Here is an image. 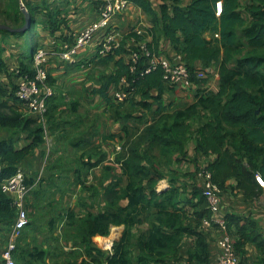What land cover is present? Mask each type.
<instances>
[{
    "label": "trees",
    "instance_id": "1",
    "mask_svg": "<svg viewBox=\"0 0 264 264\" xmlns=\"http://www.w3.org/2000/svg\"><path fill=\"white\" fill-rule=\"evenodd\" d=\"M128 1L149 14L156 27H161L172 48L183 56L189 66L190 82L199 83L207 78L196 77L195 62L201 61L206 66L219 64V88L217 92L197 93L194 103L184 109L161 113L166 87L161 68L142 74L147 66L142 58L136 71L131 72L123 59H115L125 52V42L114 55L103 58L105 63L114 62L117 71L104 78L101 89L95 93L100 94L109 105L113 102L134 103L136 96H140V106L145 110H150L152 104L159 105V116L142 130L126 124L123 126L125 142L117 154L116 163L128 183L126 187L119 188L118 180L105 191L109 210L97 215L88 213L83 217H77L70 210L68 224L76 228V237L88 256L81 264H102L104 258L105 264H175L177 261L210 264L215 258L210 253L206 237L184 226L186 213L181 206V187L177 180L172 179L168 188L158 192L159 178L152 176L151 167L157 160L155 152L163 158H170L173 153L185 157L189 122L196 117H204L197 132L196 152L212 158L206 167L212 182L223 193L227 181L235 179L237 189L246 200H254L263 193L255 176L260 174L264 179V0H251L245 7L241 0H193L186 6L178 5L179 0H169L168 5L162 6L160 16L154 11L152 0ZM220 1L223 10L218 15L217 3ZM26 8L33 25H36L34 12L40 7L26 5ZM23 18L25 21L24 14ZM48 25L51 34L55 35L66 22L64 19L56 22L51 17ZM1 32L17 37L27 34ZM28 48L29 55L23 56L26 64L22 62L12 71H9L10 65L2 57L0 48V97L18 101L16 91L20 80L34 76L32 63L39 49L37 42L33 41ZM123 79L129 85L123 89L130 94L125 102H118L109 96V90L112 85L116 86V91L122 88ZM49 81L52 83L50 77ZM2 109L0 104V134L6 128L22 126L35 136L33 143L24 149H17L13 138L0 140V223L11 226L15 222L16 208L13 199L4 191L3 183L17 174L20 163L43 144L45 138L43 127L37 121L36 126L31 128L32 123L25 122L18 113L11 116ZM48 115L49 102L47 118ZM123 118L127 121L133 117ZM192 195L197 199L193 205L199 210L196 213L198 218L212 220L213 214L200 184L195 182ZM123 200L128 201L126 206L120 205ZM224 220L228 231L234 228L238 235L234 243L237 254H245V246L255 244L261 250L264 262V236L259 224L249 217L233 214L226 215ZM144 222H149L150 227L136 238L133 229ZM120 226L124 227L123 235L114 242L106 257L101 249L94 246L93 239L108 237L113 227ZM186 234L195 235L198 239L197 251L189 252L185 257L182 241ZM26 247L21 246L19 241L16 264L21 255L24 264H46L45 249L30 251Z\"/></svg>",
    "mask_w": 264,
    "mask_h": 264
},
{
    "label": "crops",
    "instance_id": "2",
    "mask_svg": "<svg viewBox=\"0 0 264 264\" xmlns=\"http://www.w3.org/2000/svg\"><path fill=\"white\" fill-rule=\"evenodd\" d=\"M17 1H19L21 11L22 3L25 7L26 5L30 8L40 7L39 10L34 12L37 18L35 27H39L37 29L38 37L34 40L37 42L38 48H45L51 54L53 53L48 62V70L51 82L55 84L56 93L49 100V110L54 109L57 112L59 106L67 101L71 102V107L74 109L70 111V117L57 115L48 118V136L45 142L36 147L32 154L28 155L19 165V169L25 176L27 183L32 187L31 193L26 198L30 224L19 240L20 245L25 246L30 240L34 242L37 238L39 239L42 235L48 233L51 225L55 224L54 221L70 210L74 211L79 217H83L88 213L97 215L109 210L105 191L118 180L120 183L119 188L126 187L128 183L127 177L123 176L120 165L116 163L117 154L121 151L125 142L123 126L126 124L142 130L158 118L159 105L152 104L150 110L141 109L145 115L148 111L152 117H149L150 115L148 117H133L127 121L123 117H109L111 113L108 111L107 114L105 110L106 108L109 109L110 105L95 91L101 89L104 78L116 73L117 67L114 62L105 63L103 58L97 56L96 44L101 35L97 36L92 43L81 51L76 64L64 62L54 54V52L61 50L64 44H72L75 35L81 32L89 23L99 18L98 5L101 0ZM192 1L179 0L178 5L186 6ZM7 2L9 4L11 0H0V6L3 8L7 5ZM152 2L154 11L159 16L161 15L162 6L169 4V0H152ZM250 2L251 0H241L244 7ZM40 10L42 11L40 12ZM51 17L56 22L61 19L66 22V25L62 26L61 30L56 32L55 35L51 34L48 25ZM138 23L147 29L146 41L152 51L164 54L171 59L176 56L177 52L172 48L169 40L165 38L161 27H156L153 18L133 3H130L124 14L113 21V24L126 34H129L131 29ZM0 25L9 26L14 24L7 22ZM1 31L0 48L2 57L10 65L9 71H12L19 67L22 62H26L23 56L29 55V48L26 45L28 38L27 35L17 37L4 34ZM206 36L210 38L209 34ZM126 50L116 56L115 59H123L128 64L129 52ZM84 61H90L92 64L90 67L80 69L79 67L82 66ZM92 66L103 71L101 77L99 76L101 71H94V68L91 69ZM193 67L196 70L205 71L207 78L199 81V83L185 81L166 83L161 103L163 108L161 113L186 108L194 103L196 94L199 92H217L219 88V64L212 63L206 66L203 62L198 61L193 64ZM115 89L116 86L114 85L110 87L109 96L114 94ZM135 100L138 103L142 101L140 96H136ZM150 103H153V101L150 100ZM0 104L3 106V112L6 109L10 112H16L23 115L22 118L25 122L30 121L32 123L31 128L36 126V119L24 112L25 110L19 101H11L8 97H0ZM121 105L123 106V113L133 107L132 102ZM5 107L7 108L5 109ZM61 109L65 108L62 107ZM143 115L134 114V116ZM204 119V117H196L189 122L190 134L186 146L187 157L184 158L185 171L183 175L185 174V176L177 182L178 186L181 187L180 198L183 201L181 206L186 213L184 226L196 232H201L206 237L210 253L214 255L213 258H216L220 252L218 243L223 235V231L217 226V222L219 220L225 221L224 217L228 214L251 218L259 224L260 231L264 236V190L258 198L246 200L243 193L237 189L236 180L229 179L226 189L221 195L219 210L212 215L213 221H211V224H205V218H198L196 213L199 210L193 205L197 202V199L193 198L192 192L195 188V182L202 186V179L197 175L198 170L207 167L209 162L212 161V158L204 157L196 152L197 132ZM34 137L22 126L5 129L0 134V140L13 138L17 149L30 146ZM175 156V159L182 158L179 155L178 157ZM91 165L95 166L90 167ZM168 187V185L158 184L156 190L159 192ZM7 195L13 197L10 194ZM127 204L128 201L123 200L120 205L126 206ZM213 222L214 224H212ZM12 227L13 225L0 223V264L3 262L2 253ZM149 227L150 225L146 226L141 233H136V230L133 229V233L138 238ZM65 228L70 229V226L61 224L55 230V233L59 234ZM123 232V226L113 227L111 233L116 236V238H113V242L119 240ZM228 232L235 243L238 239L236 230L231 228ZM100 237H95L93 243L97 238L99 242L106 238ZM197 239V236L190 234L183 237L182 253L185 257L189 252L194 253L197 251ZM61 244L66 243L62 241ZM69 244L71 245V242ZM101 245L98 246L94 243V246L101 249L107 257L109 249L105 245ZM245 250V254L240 256L242 264H264L262 252L257 245L247 244ZM103 262L102 264H105Z\"/></svg>",
    "mask_w": 264,
    "mask_h": 264
},
{
    "label": "built area",
    "instance_id": "3",
    "mask_svg": "<svg viewBox=\"0 0 264 264\" xmlns=\"http://www.w3.org/2000/svg\"><path fill=\"white\" fill-rule=\"evenodd\" d=\"M129 5L130 2L128 0H101L98 5L99 18L89 23L81 32L75 35L72 44H64L62 49L59 52H54V54L64 62L76 64L81 51L92 43L97 36L101 35V38L96 44V53L99 58L114 55L122 48L125 42V48L129 52L128 65L130 66L131 72L136 71L140 60L143 58L147 66L142 74H148L152 70L161 68L164 72V80L166 83H175L178 81L190 82L192 77L191 72L183 56L177 53L171 59L164 54L152 51L146 41L148 31L142 24L138 23L135 25L129 34H126L113 24L114 19L124 14ZM21 6L25 7L23 3ZM222 10L223 3L220 1L217 3V14L220 15ZM52 54L45 48L37 49L33 57L35 74L33 77H24L18 84L16 91V97L23 106L24 112L28 116L35 118L38 124L42 125L45 139L48 136V102L56 93L55 88L49 82L48 62ZM91 64L90 61H84L82 68H86V66L90 67ZM195 74L198 79L206 78L205 71L196 70ZM121 87L114 92L112 97L118 102H125L130 94L127 90L123 89V87H129L125 79L122 80ZM197 175L202 179L204 196L207 198L209 208L214 215L219 210L222 192L212 182L211 173L206 167L200 169ZM255 178L259 186L264 190V179L262 176L256 174ZM3 189L7 194L13 196L16 218L2 253V264H16L15 254L18 242L24 230L30 224L26 198L31 193L32 187L26 183L25 176L19 169L12 179L3 183ZM211 221L213 220L206 219L205 224L209 225ZM217 224L223 231V235L218 243L220 252L210 264H242L240 256L235 250L232 236L228 232L226 222L219 220ZM108 249L111 251L112 247ZM175 264L189 263L177 261Z\"/></svg>",
    "mask_w": 264,
    "mask_h": 264
},
{
    "label": "rangeland",
    "instance_id": "4",
    "mask_svg": "<svg viewBox=\"0 0 264 264\" xmlns=\"http://www.w3.org/2000/svg\"><path fill=\"white\" fill-rule=\"evenodd\" d=\"M24 1H26V0H24ZM28 1H33V0H28ZM243 9H244V7H243ZM7 22L14 24V25H9L11 27H22L25 25V21L23 18V14H22V11L20 8L19 1L11 0V2L9 4L7 2V5L4 6L3 8H2V6H0V24H5ZM37 29H39V27L36 28L35 25H33L31 27V29L27 32L26 35H27L28 39L26 40V45L28 47L31 46V43L33 42L34 39H37V37H38V30ZM26 35H24V36H26ZM245 53L246 52H244V54ZM79 68L82 69V66ZM93 68H94V71H101L98 67H96V69H95V66H92L91 69H93ZM48 72H49V70H48ZM102 74H103V71L100 72L99 76L101 77ZM49 75H50V73H49ZM91 76H94V75H91ZM51 84L55 88V84L53 82ZM55 91H56V88H55ZM121 104L122 103L119 104V103L113 102V104H110L109 109L106 108L105 112L107 114H108V111L111 113V115L109 117H126V116L148 117L149 115H150L149 117H152V115L149 114L148 111H147L146 115L143 111H141V109H143V108L140 106V103H138V102L132 103L133 104L132 109L130 108V110H125V111H127L126 113H123V111H122L123 106ZM62 107L65 109H61ZM6 108L7 107H5V109ZM7 110L8 109L5 110V113L8 115L12 116V115H14V113H16V112H10ZM72 110H74V109L71 107V102L67 101V102H64L63 104H61V106H59V110H57V112L54 109L49 110L48 117H56L57 115L61 116V117H70L69 113ZM134 114H136V115L144 114V115L143 116H134ZM22 116L23 115H20V117H22ZM140 123H141V121H140ZM140 125H142V124H140ZM6 129H8V128H6ZM173 154H172V157H170V158H163V157L159 156V154L157 152H155L157 160H155L154 166L151 167V174L156 179L159 178L158 184L170 186L172 179H175L177 181L178 180L181 181V179L184 178V176H185V174L183 175V173L185 171V162H184L185 159L184 158L187 156H185V157L180 156L183 159L179 158V160H177V158L175 159L174 156L177 155L175 157H178V153H173ZM164 179H166V180H164ZM85 205H87V204H85ZM67 214H65L64 216H61L59 219H57L58 221L55 220L54 226L51 227V229L49 230L48 233H45L39 239L37 238L34 242L32 240H30L28 242V244L25 245V246H27L26 247L27 250H30V251H33L34 248L45 249L47 251L46 264H81L88 257L85 249L82 247L80 241H78V239L76 237V228L73 226H70L68 224ZM76 216H77V214H76ZM77 217H79V215ZM61 224L64 226H70V229L65 228L64 231L60 232L59 234H56L55 230H57L58 226H60ZM146 226H149V222H144L143 224L136 226L134 229L136 230V233L137 232L141 233L144 231ZM112 232L114 233V231H112ZM110 235H112V233ZM134 236L136 237V234H134ZM108 237H110V236H108ZM108 237H106V238H108ZM121 237H122V235H121ZM121 237H119V238H121ZM98 238L95 239L94 243L97 244L98 246H102L101 244H103V242H102V240H101V242H99ZM100 238H103V237H100ZM62 241L65 242L66 244H61ZM70 242H71V245L69 244ZM113 244H114V242H113ZM21 246H23V245H21ZM22 258H23V256L21 255L17 259V264H24V262L22 261Z\"/></svg>",
    "mask_w": 264,
    "mask_h": 264
},
{
    "label": "water",
    "instance_id": "5",
    "mask_svg": "<svg viewBox=\"0 0 264 264\" xmlns=\"http://www.w3.org/2000/svg\"><path fill=\"white\" fill-rule=\"evenodd\" d=\"M23 7V6H22ZM22 13L24 14L25 17V25L21 28L14 29L8 25H0V31H7L9 33H26L28 32L31 27L33 26V23L31 21V14L27 10L26 7L22 8Z\"/></svg>",
    "mask_w": 264,
    "mask_h": 264
},
{
    "label": "bare ground",
    "instance_id": "6",
    "mask_svg": "<svg viewBox=\"0 0 264 264\" xmlns=\"http://www.w3.org/2000/svg\"><path fill=\"white\" fill-rule=\"evenodd\" d=\"M115 237H116L115 235H112V236H110L108 238H103L102 239V242L105 245V247H107V248L112 247V245H113V238H115Z\"/></svg>",
    "mask_w": 264,
    "mask_h": 264
}]
</instances>
